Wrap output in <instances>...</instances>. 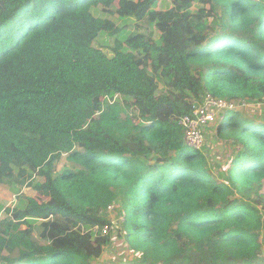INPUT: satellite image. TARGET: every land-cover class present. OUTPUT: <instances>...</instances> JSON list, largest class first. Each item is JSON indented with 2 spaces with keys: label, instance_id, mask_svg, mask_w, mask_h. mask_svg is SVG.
I'll list each match as a JSON object with an SVG mask.
<instances>
[{
  "label": "trees",
  "instance_id": "16d2710c",
  "mask_svg": "<svg viewBox=\"0 0 264 264\" xmlns=\"http://www.w3.org/2000/svg\"><path fill=\"white\" fill-rule=\"evenodd\" d=\"M207 95L264 103V0H0V264H264V120L225 114L219 175L179 124ZM114 203L127 263L90 232Z\"/></svg>",
  "mask_w": 264,
  "mask_h": 264
},
{
  "label": "rangeland",
  "instance_id": "374dc122",
  "mask_svg": "<svg viewBox=\"0 0 264 264\" xmlns=\"http://www.w3.org/2000/svg\"><path fill=\"white\" fill-rule=\"evenodd\" d=\"M137 1V0H135ZM166 4L162 6L165 8ZM198 5L194 6V10L197 8ZM95 16L101 18H107L112 20L118 28L123 30V33L119 36L120 39H123L125 36H128L132 33H154V38L158 39L159 33L149 26L146 23L137 22L134 19H124L115 14H107L103 13L101 10L94 11ZM114 46V39L107 36L106 34L101 35L98 40L95 42V47L102 49L109 57H112L113 54L111 52V48ZM241 108L238 109L240 115H243L246 118H252L257 120H264V103H241ZM215 131V128L213 129ZM217 139V134H216ZM225 140V139H224ZM224 140L217 139L215 143L207 138L208 143L206 142V146L203 148V152L206 154L209 164L212 166L214 170L218 172L220 175V171H226L227 168L231 165V160L228 161V157L231 156L232 151L235 153V145L230 142L226 143ZM67 169H77V166L72 164L68 159L67 155H63L60 161L57 164V173H61ZM220 178V177H219ZM223 178V177H222ZM40 180V179H39ZM225 180V178H224ZM21 195L27 197H35L36 193L27 187L21 188ZM19 195V194H18ZM19 201V196L15 194L11 190V186L1 185L0 184V221H3L9 216L7 213V209L14 208ZM120 207L116 209L115 212L108 215L109 219H113L118 226L116 230L113 232L109 237L111 238V244L105 248L102 260L107 262H124L127 263L129 260L135 259L138 257L137 254H134L131 250H129L126 242H125V232L122 229V225L119 223L121 219L118 218L119 216ZM118 218V219H117ZM94 234V233H93ZM35 235L37 236L38 233L36 232ZM99 235V233H97ZM264 237V232L262 234ZM39 238V237H38ZM43 244H46L44 240H40ZM264 257V252H263Z\"/></svg>",
  "mask_w": 264,
  "mask_h": 264
},
{
  "label": "built area",
  "instance_id": "2783aa9c",
  "mask_svg": "<svg viewBox=\"0 0 264 264\" xmlns=\"http://www.w3.org/2000/svg\"><path fill=\"white\" fill-rule=\"evenodd\" d=\"M241 106V104L233 101L230 102L211 95L205 96L200 103L196 104L190 115L183 116L179 119V124L184 133L185 144L191 149L203 152V148L206 146L207 142L208 128L216 122L223 120L227 112H238ZM139 122L142 121L139 120ZM118 207L117 204H112L107 209V215L115 212ZM125 216V212L119 210L118 218L121 219L119 221L121 225H123L125 221ZM109 220L110 224H106L103 227H94L90 232L95 235L99 233L101 236H110L115 232L113 230H116L118 226L113 222V219Z\"/></svg>",
  "mask_w": 264,
  "mask_h": 264
},
{
  "label": "crops",
  "instance_id": "0c3cea01",
  "mask_svg": "<svg viewBox=\"0 0 264 264\" xmlns=\"http://www.w3.org/2000/svg\"><path fill=\"white\" fill-rule=\"evenodd\" d=\"M218 125H219V122H216L215 124L211 125V126L208 128V130H207V138H208V139L210 138V140L214 141V142H210V143H215V141H216L217 139H219L218 137H217V139H216V134H217V127H218ZM214 128H215V131H213ZM207 143H208V141H207ZM223 170H224V169H223Z\"/></svg>",
  "mask_w": 264,
  "mask_h": 264
}]
</instances>
